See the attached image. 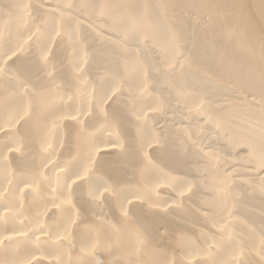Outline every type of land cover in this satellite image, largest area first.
I'll return each mask as SVG.
<instances>
[{"label":"bare ground","instance_id":"obj_1","mask_svg":"<svg viewBox=\"0 0 264 264\" xmlns=\"http://www.w3.org/2000/svg\"><path fill=\"white\" fill-rule=\"evenodd\" d=\"M0 264H264V0H0Z\"/></svg>","mask_w":264,"mask_h":264}]
</instances>
